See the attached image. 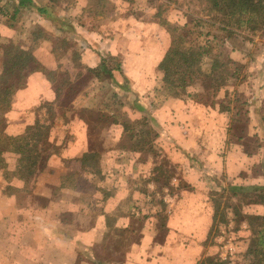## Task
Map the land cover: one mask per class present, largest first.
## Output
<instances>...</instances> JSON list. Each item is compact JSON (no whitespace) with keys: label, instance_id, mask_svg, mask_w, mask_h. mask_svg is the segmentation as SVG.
<instances>
[{"label":"crops","instance_id":"crops-1","mask_svg":"<svg viewBox=\"0 0 264 264\" xmlns=\"http://www.w3.org/2000/svg\"><path fill=\"white\" fill-rule=\"evenodd\" d=\"M109 1L117 9L122 3ZM117 11L110 22L100 23L95 29L67 22L72 34L78 29L85 31L84 40L77 39L78 44L72 41L78 49L79 63L93 69L101 58L118 60L120 73H112V93L127 96L122 108L130 112L131 121L148 116V124H156L151 141L188 189L171 196V186H178L173 177L169 189L162 187L157 192L151 155L140 158L141 151L119 145L124 136L121 120L112 111L100 120L87 117L89 111L85 109L92 110L101 102L102 83L94 80L72 101L73 108L62 117L57 116L50 126L48 141L54 153L31 181L30 200L20 206V264H197L206 256L216 255L217 247L205 244L213 216L207 199L213 184L211 177L224 175L227 180L241 183L240 174L246 173L248 164L262 152L256 147V153H246L240 143L244 136L226 142L231 131L226 134V111H221L217 104L211 107L193 99V94L202 92L200 87L187 88L186 93L178 96H161L164 85L159 65L168 40L160 42L154 36L138 33L143 23L136 20L125 30L118 28L120 20L113 18ZM44 42L51 51V44ZM235 54L231 50L232 60L236 59ZM124 80L128 91L119 88ZM51 85L40 73L26 77L7 114L8 135L23 133L26 126L37 120L48 123L44 110L38 112V108L55 100ZM159 94L160 100L156 98ZM220 95L219 92L215 98H221ZM132 105L134 109H130ZM81 110L85 113L80 114ZM222 118L224 129L218 127ZM103 120L104 124H100ZM251 120L248 118L247 122ZM208 142L213 146L211 151ZM93 144L100 147L95 150ZM139 181H144L145 194L137 188ZM253 181L257 183L259 179ZM21 193H26L22 181ZM154 199L165 204L166 221L161 230ZM250 206L246 215L264 216L259 205ZM132 217L142 220L133 239L127 230ZM110 232H123L128 240L103 258L102 250L108 245Z\"/></svg>","mask_w":264,"mask_h":264},{"label":"rangeland","instance_id":"rangeland-1","mask_svg":"<svg viewBox=\"0 0 264 264\" xmlns=\"http://www.w3.org/2000/svg\"><path fill=\"white\" fill-rule=\"evenodd\" d=\"M9 1L11 2H9L10 5L15 6L16 0ZM35 1L39 4H47L51 0ZM120 2L122 3L118 5L119 9H117L112 1L106 0L100 13L95 14L87 8L88 5L92 4L90 0H83L81 3L79 0L52 1V3L58 5V9L63 10L64 18L68 19V22H71V24L79 22L83 26L89 25L88 27L91 29H95L100 23L101 25H105L107 22H110L113 13L118 10V13L115 15L117 17H113L120 20L118 28L125 30L130 27V23L133 24V21H140L143 23V27H141V31L138 33L154 36L160 42L168 40L170 43L168 25L172 24L171 26H175L173 24H176L181 27L182 24L186 23L202 34H209L205 36V39L210 40L213 56L227 63L228 72L234 74L233 77H228L221 86L219 85L220 88L217 92L212 91L210 88V90L199 94H193V99H200L211 107L217 104L221 111H226L223 112L227 117H225L227 120L226 134L229 133L228 130H231L229 136L227 134L228 139L226 136V142L227 140L236 141V138L242 139V136H244L245 138L240 140V143L244 146L246 153L255 152L256 147H258L259 152L262 151L255 161L248 164L246 173L240 174L242 178L241 183L227 180L224 175L214 176L211 177L213 184L210 185L207 194L208 203L212 214L215 216V225L209 230L205 242L206 246L210 248L217 247L215 256L219 258L221 264H248V258L244 257V255L248 239L251 238L250 229L258 230V228L256 226L250 228L247 220L256 225L264 217L246 215L248 212L246 209L250 208V205L253 204L259 205L260 210H264V31L256 32L253 35L242 33V35L233 36L228 40L223 32L217 30L216 26L199 23L198 27H194L193 20H208V17L204 15V12H200L199 9L189 6L186 0H120ZM120 14L125 16L130 15V17L123 18L119 16ZM9 25L10 23L0 15V50L10 41L13 44L20 45L23 51L31 54L44 66L51 67L57 73L66 70L71 77L74 76L76 69L72 67L65 57H60L55 43L48 42L51 44V51L44 41H37L33 44L29 43V38H31L30 36L33 32L39 30L44 33L53 32L48 21L35 14L24 12L13 24ZM132 34H135V32L133 31ZM83 35H85V31L78 29L77 33L75 32V34L73 33L66 38L78 44L77 39L84 40L85 37ZM202 37L199 41L204 39ZM52 48H57V51L52 53ZM231 50L236 52L235 56L240 57V59L236 57V59L232 60L230 58ZM227 60H232L234 64H230ZM33 73L44 75L42 72ZM201 81L206 86L212 84L209 79H201ZM23 85L24 83L21 88ZM1 86L7 88L9 83L1 81ZM195 87L199 86L193 84L189 88ZM17 88L10 100L9 110L7 112L2 111L3 113L0 111V119L5 122L8 119L7 114L12 110L14 105L17 91L21 89L20 84ZM219 92L221 98L216 99L215 96L217 97ZM164 95H173L172 90L164 87L161 96ZM100 96V104L91 111L87 110L89 111L87 112V117L95 118L98 116L97 112L99 110L104 115L106 112L112 111L121 120L122 126L133 122L130 119V112L122 108L125 107L127 96L110 94L104 87H102ZM161 96L159 94L156 98L160 100ZM131 100L132 98L130 97L127 103L128 107H131ZM251 102L256 103L255 107H252ZM134 106L136 107L137 105L134 104ZM130 109H134L133 105ZM54 110V112H57V109ZM17 113L20 116V113ZM144 118H148V116ZM248 118L252 119L251 122H247ZM100 124H104V120ZM149 124V138L152 140V135L156 133V124L153 121H150ZM218 127L224 129L223 118ZM119 145L122 148H131V142L125 137L121 138ZM208 145L210 146L209 151H211L213 146L210 142H208ZM93 146L95 150L100 147L97 144H93ZM155 153L160 171L168 169L172 178L175 177L178 180L179 177L175 175L176 171L173 165L169 161L166 163L164 157L157 151ZM145 155L143 152L140 158H143ZM221 156L223 157L224 153ZM5 160L7 164L6 169L9 171H0V264H20V206L23 207L26 204V200H30L31 191L28 188L31 182L26 185V193L20 194V181L14 178V174H11L14 169L16 156L7 154L5 155ZM217 179L223 180L217 181ZM256 179H259V181L252 183ZM187 189L188 187L178 180V186H171L169 194L172 196ZM37 200L43 202L41 199L37 198ZM213 206L215 212L213 211ZM221 218H224L226 223L221 222ZM241 225L245 229H241ZM135 236L137 235H134L132 239Z\"/></svg>","mask_w":264,"mask_h":264},{"label":"trees","instance_id":"trees-1","mask_svg":"<svg viewBox=\"0 0 264 264\" xmlns=\"http://www.w3.org/2000/svg\"><path fill=\"white\" fill-rule=\"evenodd\" d=\"M90 1L92 4L88 5L87 8L95 14H99L106 3V0ZM9 2V0H0V15L10 25L24 12L35 14L48 21L53 32L44 33L40 30L33 32L32 35L30 34L29 43L33 44L39 40L55 43L60 57L67 58L72 67L76 69L73 77L66 70H62L60 73H57L56 70H46L31 54L23 51L20 45L13 44L10 41L0 50L1 113L9 110L10 100L18 89L17 87L20 84L21 88L29 74L42 72L53 85L55 100L43 103L38 108V112L44 110V113L48 115V123L37 120L32 125L26 126L23 133L10 136L6 133V122L0 119V171H9L6 169L5 155L16 156L11 174H14V178L27 185L34 180L37 173L43 168L45 160L54 153V149L48 141L53 120L57 116L62 117L66 111H70L73 108L72 101L78 95L84 93L94 80L101 82L102 87L106 88L107 92L111 94L110 83H115L112 73L113 71L120 73V64L117 59L107 57L101 58L100 64L96 68L82 67L79 63L78 49L73 46L74 44L70 39L66 38L71 36L73 31L56 3L39 4L35 0H16L15 6H12ZM186 2L189 3V6L204 12V15L208 17V20H193L194 27H198L199 23L216 26L217 30L223 32L228 40L233 36L242 35V33L253 35L256 32L264 31V0H186ZM178 7L180 8V6ZM171 25H168L170 43L159 65L164 87L171 89L174 96H178V93L181 92L186 93V89L193 84L199 86L202 92L210 90V88L212 91L217 92L221 84L228 77H233L234 74L228 72L227 63L213 56L210 40L205 39V36L209 34H202L186 23L182 24L181 27L176 24H173L175 26ZM201 37L204 39L199 41ZM56 49L52 48V53H55ZM227 61L234 64L232 60ZM201 79H209L212 84L206 86ZM1 81L8 82L9 86L7 88L1 86ZM119 88L128 91L125 80ZM54 109H57L58 113L54 112ZM85 110L87 111V109ZM83 111L81 110L79 113L81 114ZM99 112L102 113L100 110ZM99 112H97L96 120L104 117V114ZM123 135V138L125 137L131 142L130 149L144 152L153 158L152 180L155 190L160 192L162 186L169 189L172 175L168 169L160 171L157 165L155 151H158V149L149 138L148 119L142 118L133 121L129 125H124ZM164 160L168 163L165 157ZM159 174H161L160 177ZM137 188L145 194L144 181H139ZM153 203L157 206L156 219L159 222L160 229H162L166 221V215H164L165 204L155 199ZM213 211L215 212L214 206ZM221 222L226 223L224 218H221ZM141 223L142 220L139 218H131L127 229L131 232V238L137 235ZM247 223L250 228L256 226L258 230L250 229L251 238L248 239L244 257L248 258V264H264V217L259 224L254 225L249 220H247ZM214 225L215 216L213 215L211 228ZM127 238L128 235L123 232H110L106 239L108 245L104 246L101 256L103 258L109 256L112 248L119 249V245L126 242ZM197 264H221V261L217 256L211 255L202 258Z\"/></svg>","mask_w":264,"mask_h":264}]
</instances>
